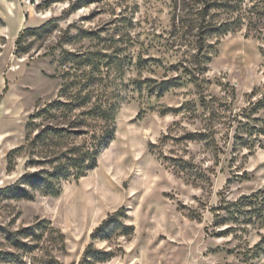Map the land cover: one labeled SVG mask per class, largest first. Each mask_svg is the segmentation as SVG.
Returning <instances> with one entry per match:
<instances>
[{
  "label": "rangeland",
  "instance_id": "374dc122",
  "mask_svg": "<svg viewBox=\"0 0 264 264\" xmlns=\"http://www.w3.org/2000/svg\"><path fill=\"white\" fill-rule=\"evenodd\" d=\"M200 5L0 0V264H264L241 199L264 190V14L199 49ZM105 127L96 167L57 194L23 179Z\"/></svg>",
  "mask_w": 264,
  "mask_h": 264
},
{
  "label": "trees",
  "instance_id": "16d2710c",
  "mask_svg": "<svg viewBox=\"0 0 264 264\" xmlns=\"http://www.w3.org/2000/svg\"><path fill=\"white\" fill-rule=\"evenodd\" d=\"M199 3L201 5L196 8V12L194 13L196 17L195 19H192L193 22H195L194 26H192V29L196 28L195 36L197 37L199 49L204 47V39L207 32H212L222 36L228 32L238 30L242 25V20L244 19V12L250 14L248 17L249 21H252L253 18H255L253 16L264 14V1H262L260 5H258L260 2L256 5H253V7L250 9L244 8V0H199ZM216 9L221 10V12L225 14L224 20L214 21L210 19L211 10ZM249 26L251 25L249 24ZM259 102L258 105L260 104ZM107 118V115L103 116L104 120H107ZM64 130L65 129H61L60 131L63 132ZM113 132V129L105 127L104 134L100 136L99 140H97L93 146L77 145L68 148L66 150V154L64 155V162L57 165L53 173H48V177L40 176L42 171H39L38 173L34 174H26L24 175L23 179L30 186L37 185L46 193L52 195L57 194L59 192L58 184L60 180H67L70 177L78 179L79 177L84 176L87 171L96 167V157L99 153V148L102 146V144L107 145V143L112 139ZM18 150L19 148H14L9 154ZM18 184L20 185V182ZM10 189L14 192H16V189H18V192L15 193V196L17 197L25 199L32 198L31 192L25 189H20L18 185L13 186L8 190ZM241 199L247 202L245 203L246 205H252L251 213L255 216V219L261 220L264 224V190L252 193L247 196H242ZM122 210L123 209H119L115 213L117 214ZM115 215L109 216L107 220L103 221L102 224L95 229V233L92 234V238H96V232H102L107 221L115 220ZM125 216L126 215H124V217ZM123 226L126 229V234L131 235L133 233V225L123 224ZM106 232L108 231L105 230L104 234ZM97 254H104V257H102L103 260L112 257V252H96L92 249V246L87 248L85 257L87 260H91L96 258Z\"/></svg>",
  "mask_w": 264,
  "mask_h": 264
},
{
  "label": "built area",
  "instance_id": "2783aa9c",
  "mask_svg": "<svg viewBox=\"0 0 264 264\" xmlns=\"http://www.w3.org/2000/svg\"><path fill=\"white\" fill-rule=\"evenodd\" d=\"M23 4L28 6H35L39 0H21Z\"/></svg>",
  "mask_w": 264,
  "mask_h": 264
},
{
  "label": "crops",
  "instance_id": "0c3cea01",
  "mask_svg": "<svg viewBox=\"0 0 264 264\" xmlns=\"http://www.w3.org/2000/svg\"><path fill=\"white\" fill-rule=\"evenodd\" d=\"M29 9H30V7H29ZM30 14H31V16L29 18V21H33V20H35V18L41 19V17L33 16L32 13H31V10H30Z\"/></svg>",
  "mask_w": 264,
  "mask_h": 264
}]
</instances>
